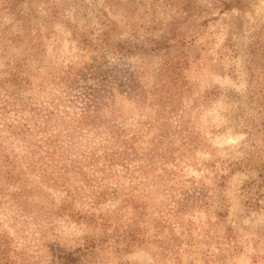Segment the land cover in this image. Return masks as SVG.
<instances>
[{
	"label": "rangeland",
	"instance_id": "rangeland-1",
	"mask_svg": "<svg viewBox=\"0 0 264 264\" xmlns=\"http://www.w3.org/2000/svg\"><path fill=\"white\" fill-rule=\"evenodd\" d=\"M12 72L28 78L25 88L7 87L32 107V124L48 119L37 113L48 114L53 98L58 104L48 129L78 123L74 116L87 109L82 94L89 87L101 84L115 94L114 110L101 114L109 120L103 124L128 128L129 165L123 155L112 157V148L97 150L111 171L104 183L121 191L97 209L120 232H129L149 189L175 180L168 188L191 210L184 218L200 240L193 264H203L200 255L219 241L228 248L224 264H264V0H0V83ZM4 90L1 105L9 99ZM15 112L6 116L24 121ZM163 123L178 126L165 136L169 162L160 152L149 154L160 148L149 141ZM89 133L82 131L78 148L89 150L107 135ZM10 144L2 134L0 147ZM29 162L19 160L10 172L29 177L24 195L21 183L0 179V252L9 248L8 264H56V256L97 231L70 216L50 217L53 192L29 173ZM162 201L161 194L150 198L152 212ZM116 246L102 250L101 264H153L149 248L118 252ZM161 264L179 262L168 256Z\"/></svg>",
	"mask_w": 264,
	"mask_h": 264
},
{
	"label": "trees",
	"instance_id": "trees-1",
	"mask_svg": "<svg viewBox=\"0 0 264 264\" xmlns=\"http://www.w3.org/2000/svg\"><path fill=\"white\" fill-rule=\"evenodd\" d=\"M24 62H18L16 66L24 67L26 66ZM16 66H12V68ZM19 75L12 72L6 80L0 83L1 88H5L3 95L9 98L7 104H0V118L5 116L3 122L0 123V136L6 134V138L11 140L7 150L0 147V179L3 175L12 181L14 180L15 183H21L19 189L22 190L24 195L25 187L30 183L27 182L29 177L20 178L11 175L10 172L12 171L11 167H14L19 160L29 158L30 162L26 169L29 173L32 171L35 175H39L40 181L38 180V182H41L44 188H48L53 192L47 195L51 198L52 204L50 217L70 216L73 220L81 222L82 225H94L97 231L94 235L83 237L80 246H77L73 251H63L62 254L56 256V264H101L102 250L116 245L120 248L117 249L116 246L118 252L133 248L151 249L155 258L153 264H161L162 260L168 258V256H172L174 261L179 262V264H193L198 260L199 255L196 252V247L200 240L198 234L194 232L196 229L194 222L187 220L190 219L188 214H191V210L187 211L184 204H179L180 200H178L177 191L174 189L178 182L175 180L172 184L161 181V184L149 189L147 200L142 207L138 206L137 214L139 217L135 216L133 223H129V232L127 233L120 232L119 228L114 226L111 218H105L103 213L97 209L98 205L107 199L108 194L114 196L121 193L115 188L107 187V184L104 183L110 178L111 171H108L103 161L98 158L97 150L112 148L115 151L112 157H120L121 155L125 158L129 157V145L126 144V142L129 143V134H126L128 128L126 126L119 127L115 123L112 125L103 124V122L109 120L101 112H112L119 102L115 94L101 84L99 88L93 87L92 89V87H89L88 93L82 94L84 98L86 97L87 109L77 112L78 115L74 116V121H78V123L74 125L69 121L67 123L65 120L63 122L66 127H62L60 130L56 128L48 129L49 124L54 120L52 116L58 114V104L54 103L53 98L50 101L53 103V108L49 110L48 114L40 115V113H37L38 116H46L48 119L38 122L36 118L32 124V116L35 117L31 114L32 107L25 103L20 104L16 98L19 92L7 87V85L13 84L18 89L25 88L28 78H20ZM111 89L113 90L114 87ZM119 98L129 100V97L123 93L119 94ZM9 111H16L14 114L17 116L20 113L24 114V121L10 120L6 116ZM25 112H28V114ZM67 116H69L68 112L62 117ZM81 121H84V123H81ZM92 129H95L97 134L104 135L106 132L107 135H104L102 139H97V143L95 142L93 146H88L90 147L89 150L78 148L77 146L82 144V131L90 134L89 132ZM177 129L178 126L173 123H163L161 125L158 138L149 141L152 145L155 143L160 145V148L156 153L149 152L150 157L154 154L158 156V152H160L164 160L168 161L166 156L168 149L164 145L168 136H165L169 131H176ZM123 137H125V140ZM169 138L173 137L169 136ZM119 142H122L126 147L124 149L115 148ZM71 146H76L79 151L72 150ZM16 148L20 150L19 153L15 152ZM105 155L111 154L107 152ZM126 159L125 165H129V159ZM109 164H111L109 167L114 165H112V162ZM158 171L159 169H157ZM160 172L163 171L160 170ZM165 175H169V172L166 171ZM159 176L162 178V173ZM170 179L173 180L172 177ZM171 185H174V188H168ZM164 186L167 188H164ZM131 188H134V186ZM127 190L129 189L122 190L125 201L129 196ZM55 194H58L57 196L60 198L58 201ZM160 194L163 198L162 204L152 212L153 207L150 205V198H158ZM188 196L190 195H187L186 201H189ZM130 202L132 203L129 196ZM165 203L166 207H164ZM85 208L88 209L85 210ZM153 213L154 216L151 218L150 216ZM178 229L182 230L180 236L177 234ZM207 236L209 237V235ZM232 237L234 236L228 235L225 238L231 239ZM120 242L125 244L120 246ZM215 242L216 240H211L212 244H216ZM221 242L219 241V246H215L219 252L208 249L209 252L205 256L200 255L203 264L225 263L228 248L223 246ZM184 243L185 246H183ZM237 247L236 245L234 249ZM8 249V247L3 248L0 252L2 264H8Z\"/></svg>",
	"mask_w": 264,
	"mask_h": 264
}]
</instances>
